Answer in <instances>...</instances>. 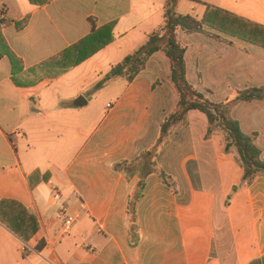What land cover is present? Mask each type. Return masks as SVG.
Listing matches in <instances>:
<instances>
[{
	"label": "crops",
	"instance_id": "0c3cea01",
	"mask_svg": "<svg viewBox=\"0 0 264 264\" xmlns=\"http://www.w3.org/2000/svg\"><path fill=\"white\" fill-rule=\"evenodd\" d=\"M166 3L0 0V35L23 63L14 75L9 57L0 58V201L19 202L35 214L40 227L28 242L40 254H25L27 242L0 222V264H252L263 260L264 175L250 184L243 182L236 149L226 151V133L217 128L208 135V119L197 110L190 111L186 122L167 136L156 161L172 187L159 174L148 178L137 206L139 243L129 244L127 201L137 178L128 181L114 165L149 148L147 143L140 151L155 118L161 129L164 119L159 115L165 118L176 110L178 95L162 52L150 58L133 82L120 77L99 91L94 88L114 66L145 45L149 35L163 29ZM182 4L179 0L177 12L187 15L180 12ZM207 5L212 4H204L203 16H191L202 20ZM213 6L264 25V0H217ZM26 18V26L17 28L16 23ZM112 22L114 41L81 64L64 68L62 61L54 60ZM218 35L219 40L179 30L190 84L214 103L263 87L264 48ZM162 84L167 95L164 109L158 93ZM106 91L119 93L102 111L85 108ZM80 96L88 103L76 107ZM231 116L245 134L258 133L255 144L264 161V100L240 102ZM195 125L200 132L196 133ZM208 163L218 171L216 183L205 176ZM219 198L225 203L220 232L216 230ZM62 209L78 220L70 234L58 239ZM44 230L48 244L39 240Z\"/></svg>",
	"mask_w": 264,
	"mask_h": 264
},
{
	"label": "trees",
	"instance_id": "16d2710c",
	"mask_svg": "<svg viewBox=\"0 0 264 264\" xmlns=\"http://www.w3.org/2000/svg\"><path fill=\"white\" fill-rule=\"evenodd\" d=\"M30 1L35 3V0ZM42 1L46 3L50 0ZM178 2L179 0H167L163 29L149 35L145 45L114 66L94 89L99 91L107 82L120 77H125L130 83L133 82L146 68L150 58L156 53L162 52L170 64V81L177 92L178 102L176 110L166 116L161 123L159 144L164 142L172 128L186 122L190 111H200L208 119V135H211L217 128H221L226 133V151L229 152L232 148L236 149L240 164L244 169L242 181L250 184L260 174L264 175L261 150L255 144L258 133L245 134L240 123L232 118L231 113L240 102L263 101L264 86L242 90L234 99L226 102H212L188 81L186 47L179 41L178 32L181 30L185 34L202 33L219 40V35L208 33L207 28H210L264 48V25L213 5H207L204 17L202 20H198L191 15L178 13L176 9ZM27 23L28 18L17 22L16 26L23 28ZM114 25L115 23L112 22L93 31L89 36L54 57V60L62 61L64 68L81 64L114 41ZM3 56L9 57L14 75L23 69L22 60L10 49L3 36L0 35V58ZM157 153L155 150H145L135 154L130 160L114 165V169L122 173L128 181L131 182L137 178L127 201L126 223L131 247H136L140 239L137 206L143 196L148 178L159 174L166 186L172 187L169 181L170 177L158 168ZM237 189L238 186L233 187L234 192ZM0 222L24 242H29L40 228L35 214L11 199L0 201ZM252 264H264V258L261 262L255 261Z\"/></svg>",
	"mask_w": 264,
	"mask_h": 264
},
{
	"label": "rangeland",
	"instance_id": "374dc122",
	"mask_svg": "<svg viewBox=\"0 0 264 264\" xmlns=\"http://www.w3.org/2000/svg\"><path fill=\"white\" fill-rule=\"evenodd\" d=\"M182 2H183V4L180 8L181 13L187 14V15H200L202 9L204 8L205 3L214 5L217 2V0H182ZM238 12H240L242 14H247L246 9H240V10H238ZM201 16H203V12H202ZM207 31L210 34H214V35L219 34V32H216L210 28H208ZM187 40H188V38H187ZM162 79L166 80L164 77ZM121 83L123 84V82H121ZM119 87H120V85H119ZM165 89H166V87L164 84H162L161 87L158 86V93L160 95L161 104H162L163 109L165 107L166 99H167ZM94 92H96L95 89H94ZM117 93H119V92L118 91H113V92L112 91H109V92L106 91L100 96L96 95L95 98H98L97 101L94 102L95 101L94 100V101L90 102V104L88 106H86L85 108L91 106V107H96L97 110H99V111H102L108 101H112L115 99V96ZM85 97H87L89 99V98H91V95L87 94ZM160 117L162 119H164V116L162 117L161 114L159 115V118ZM173 129L175 130L176 128L174 127ZM195 130H196V133L201 131L199 125H195ZM160 134H161V129H160L158 119L156 117L154 120V123H153V129H152V132L150 134V137L148 138V141L145 144H142L140 146V151L144 148V145L149 143L150 146L147 150H150V149L153 151L155 150L158 152L157 154L159 155L162 147L164 145H166V140H167V138H165L164 142L162 144H159L158 138L160 137ZM176 140L178 141V139H175L174 141H176ZM171 142H173V140H171ZM171 144H173V143H171ZM176 152L179 154L182 151L177 150ZM235 152L237 153L236 150H235ZM179 157H180V155H179ZM158 158H160V160H162V158L160 156ZM191 172H192V176H193V178L197 184L196 186L199 187V183H197V179H195V178H197L196 173L193 170ZM204 172H205V176L210 178V179H213L215 183L218 181V177H219L218 175L219 174H218V171H217V169L213 163L206 164V169ZM228 195H229V197H232L234 195L232 189L229 190ZM218 197H222V195L219 193ZM69 214H71V213H69ZM224 219H225V203L221 200V198H219L218 204H217V210H216V230L218 232H220V230H222Z\"/></svg>",
	"mask_w": 264,
	"mask_h": 264
},
{
	"label": "built area",
	"instance_id": "2783aa9c",
	"mask_svg": "<svg viewBox=\"0 0 264 264\" xmlns=\"http://www.w3.org/2000/svg\"><path fill=\"white\" fill-rule=\"evenodd\" d=\"M60 219H61V224L58 229V234H57L58 239H62L70 233L72 227L77 222L78 217L69 215L65 209H62L60 212ZM46 234H47V230H44V234L39 237L40 238L39 240L45 242V244L46 243L48 244V238ZM23 252L25 254L29 252H36L40 254V251L37 249V246L34 247L28 242L24 244Z\"/></svg>",
	"mask_w": 264,
	"mask_h": 264
},
{
	"label": "water",
	"instance_id": "95a60500",
	"mask_svg": "<svg viewBox=\"0 0 264 264\" xmlns=\"http://www.w3.org/2000/svg\"><path fill=\"white\" fill-rule=\"evenodd\" d=\"M87 103H88V100H87L85 97L80 96V97H78V99L75 101V106H76V107H83V106H85Z\"/></svg>",
	"mask_w": 264,
	"mask_h": 264
}]
</instances>
